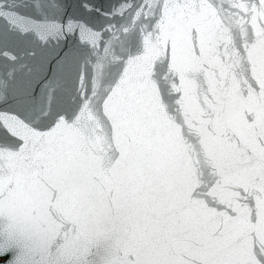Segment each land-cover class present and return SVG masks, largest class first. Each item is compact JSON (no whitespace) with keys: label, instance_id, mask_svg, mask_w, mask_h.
<instances>
[{"label":"snow or ice","instance_id":"snow-or-ice-1","mask_svg":"<svg viewBox=\"0 0 264 264\" xmlns=\"http://www.w3.org/2000/svg\"><path fill=\"white\" fill-rule=\"evenodd\" d=\"M0 264H264V0H0Z\"/></svg>","mask_w":264,"mask_h":264}]
</instances>
